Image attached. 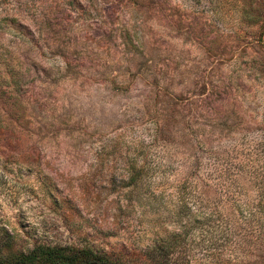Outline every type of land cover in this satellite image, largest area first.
I'll list each match as a JSON object with an SVG mask.
<instances>
[{"label":"rangeland","instance_id":"374dc122","mask_svg":"<svg viewBox=\"0 0 264 264\" xmlns=\"http://www.w3.org/2000/svg\"><path fill=\"white\" fill-rule=\"evenodd\" d=\"M197 142H264V0H0V247L264 264V238L179 212Z\"/></svg>","mask_w":264,"mask_h":264},{"label":"trees","instance_id":"16d2710c","mask_svg":"<svg viewBox=\"0 0 264 264\" xmlns=\"http://www.w3.org/2000/svg\"><path fill=\"white\" fill-rule=\"evenodd\" d=\"M196 146L201 154L191 165L193 173L181 178L175 186L179 212H187L197 226L211 228L217 224L234 235L238 232L233 229L241 226L246 239L264 238V142L235 145L228 160L213 156V148L202 142ZM144 168L146 172L151 169L147 164ZM142 173L143 168L135 169L132 183L137 184ZM182 237L183 234L175 235L172 241L161 245L164 260L181 255L178 251ZM12 245L10 238L2 241L0 264H121L90 249L36 247L29 252H13ZM181 258L175 261L182 264Z\"/></svg>","mask_w":264,"mask_h":264}]
</instances>
